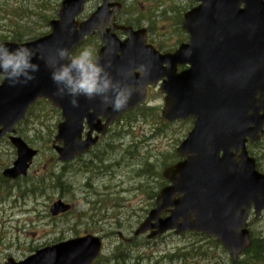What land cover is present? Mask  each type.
<instances>
[{"label": "water", "instance_id": "obj_1", "mask_svg": "<svg viewBox=\"0 0 264 264\" xmlns=\"http://www.w3.org/2000/svg\"><path fill=\"white\" fill-rule=\"evenodd\" d=\"M238 1L223 0L220 7L218 4L206 11V17L210 14V18L219 19L216 30H188L191 45L173 56V60H177L174 69L178 63H189L192 69L180 76L174 73L167 85L170 97L165 102L163 123L194 117L195 128L178 150L186 161L165 172L172 186L160 193L157 209L137 232L138 235L158 229L154 236L170 229H178L179 233L194 230L214 236L234 257L250 245L247 219L251 207L254 206L257 215L264 209V176L256 172L255 163L249 159L244 146L246 137L252 142L258 139L262 127V123L255 125L257 114L250 113L255 111L258 102L255 96L264 86V6L261 0H249L248 10L241 12L237 10ZM70 4L65 2L60 13L65 25L76 15ZM197 14L190 18H197ZM63 22H51L50 36L25 45L37 53L34 63L39 64V71L35 79L15 87H10L7 82L1 84L0 139L7 132H13V126L24 118L30 103L38 98H48L62 110L65 119L59 126L56 140L64 146L57 151L60 160L66 162L95 144L89 139L90 134L88 141L81 139L85 119L92 131L104 133L123 113L139 103H147V85L152 81L143 85L142 80L132 74L140 67L135 63L141 56L134 54V47L140 46L130 41L133 45L123 48L120 60L110 63V71L116 79H123V73L127 76L125 82L139 86V92L128 107L118 113L108 109L107 114L101 112L98 100L89 101L83 97L79 99V107H72L68 97L54 95L55 86L44 63L45 59L55 55L57 48L72 50L82 39L74 28L65 30ZM139 42L143 43L142 40ZM6 45L10 49L20 46ZM105 53L104 50L101 52L100 59ZM91 110H94L93 114L89 115ZM100 114L110 117L107 125L93 126L95 121L100 123ZM252 124L255 125L253 129L250 128ZM12 142L18 149V160L14 169L5 175L17 178L26 175L35 153L19 139H12ZM176 196L180 198L176 199ZM170 207L174 208L172 216L162 220L160 214ZM65 210L60 202L53 206L52 214L56 216ZM153 221L156 224H152ZM100 249L99 239L86 237L47 247L22 262L10 259L7 264H91Z\"/></svg>", "mask_w": 264, "mask_h": 264}, {"label": "rangeland", "instance_id": "obj_2", "mask_svg": "<svg viewBox=\"0 0 264 264\" xmlns=\"http://www.w3.org/2000/svg\"><path fill=\"white\" fill-rule=\"evenodd\" d=\"M145 2L139 0L150 5ZM59 4L61 0H0V39L27 41L49 32L46 27ZM177 20L178 13H169L172 25L165 31L167 37L176 30L172 27ZM28 120L21 131L33 139L30 130L35 128L43 141L36 142L42 145L41 154L26 179H2L3 167L12 164L16 155L9 142L0 143V264L8 257L19 261L37 249L92 232L111 236L97 264H231L228 253L210 239L189 234L133 239L134 230L151 210L152 195L161 187L160 172L176 155L191 124L162 126L159 114L142 109L117 124L84 161L63 165L51 148L60 113L51 105H38ZM122 128H127L128 136L117 134ZM138 139L147 141L145 149L131 146ZM119 143L121 150H115ZM64 167L66 173L57 179ZM59 199L71 210L54 218L50 207ZM251 230L264 237V218ZM120 231L125 239L118 238Z\"/></svg>", "mask_w": 264, "mask_h": 264}, {"label": "clouds", "instance_id": "obj_3", "mask_svg": "<svg viewBox=\"0 0 264 264\" xmlns=\"http://www.w3.org/2000/svg\"><path fill=\"white\" fill-rule=\"evenodd\" d=\"M37 53L23 44L10 49L0 43V83L7 82L10 87L26 85L35 79L39 64L34 63ZM41 59H43L41 57ZM50 70V79L55 86L54 95L69 98L72 107H79L81 97L89 101H99L105 109L113 112L125 110L132 98L139 92V86L116 79L110 63H101L97 50L85 46L78 53L66 47L56 49L55 55L44 60ZM136 71L147 75L149 69L141 65Z\"/></svg>", "mask_w": 264, "mask_h": 264}, {"label": "flooded vegetation", "instance_id": "obj_4", "mask_svg": "<svg viewBox=\"0 0 264 264\" xmlns=\"http://www.w3.org/2000/svg\"><path fill=\"white\" fill-rule=\"evenodd\" d=\"M93 4L95 6L93 10L95 11L101 5V2H91V3H89L88 6L93 5ZM109 4L111 5V8H110L111 11L114 9V7L117 6V4H121V8L113 16V21H112L111 25L105 27L103 30H123V28H131L133 30H146L147 31V39H148L149 44L154 45V47L162 53L167 51L165 49L166 44H164L162 40L155 38V36L153 35V33L151 31V30H165V27L159 28L157 26H150L149 23L144 21L145 19L148 18L145 15H140V16L137 15L138 18L131 19L128 16L129 13L126 11L128 4H124L123 0H109ZM200 5H201V1L196 2V3L194 2V3H192L191 8H193L194 6H200ZM146 21H148V20H146ZM182 23H183V21H182ZM179 30H183L182 26L180 27ZM117 35L121 39L124 38V35L122 33H120V31H118ZM153 37H154V40L152 39ZM91 42L96 46V48L98 47L99 42H93V41H91ZM3 168L5 169V167H3Z\"/></svg>", "mask_w": 264, "mask_h": 264}, {"label": "trees", "instance_id": "obj_5", "mask_svg": "<svg viewBox=\"0 0 264 264\" xmlns=\"http://www.w3.org/2000/svg\"><path fill=\"white\" fill-rule=\"evenodd\" d=\"M249 264H264V239H253V244L247 252Z\"/></svg>", "mask_w": 264, "mask_h": 264}, {"label": "bare ground", "instance_id": "obj_6", "mask_svg": "<svg viewBox=\"0 0 264 264\" xmlns=\"http://www.w3.org/2000/svg\"><path fill=\"white\" fill-rule=\"evenodd\" d=\"M123 255V254H122ZM115 262V261H114ZM126 262V261H125Z\"/></svg>", "mask_w": 264, "mask_h": 264}]
</instances>
